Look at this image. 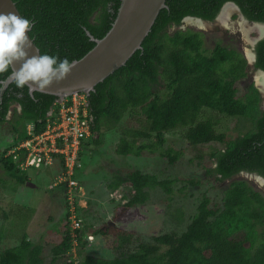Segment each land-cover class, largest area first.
Returning <instances> with one entry per match:
<instances>
[{
	"label": "trees",
	"instance_id": "trees-1",
	"mask_svg": "<svg viewBox=\"0 0 264 264\" xmlns=\"http://www.w3.org/2000/svg\"><path fill=\"white\" fill-rule=\"evenodd\" d=\"M13 1L21 15L33 21L31 37L40 53L58 54L70 60L81 58L94 47L95 41L88 32L102 38L109 31L121 3V0ZM226 2L239 5L247 18L264 22V0H166L168 7L161 9L142 48L99 82L88 96L92 137L101 132L102 124L116 125L127 115L134 116L141 124L140 129L125 131L117 146L119 155L140 157L158 151L174 164L182 151L172 147L163 150V147L165 133L179 127L186 128L185 138L194 147L212 142L223 144L210 153L212 160L205 165L204 177L205 182L216 188L229 181L221 189V203L205 192L181 233H160L146 241L137 236L133 239V233L124 231L117 235V244L112 245L118 255L99 258L83 254L88 240L86 234L107 231L103 228L90 231L92 224L85 222L88 209L77 203V217L82 223L72 229L67 201L65 228L61 241L51 248V264L61 260L64 264H264V195L247 180L236 178L243 173L264 178V96L253 82L248 85L246 94L239 96L238 82L246 77L249 67L242 54L220 45L207 51L200 32L181 28L182 20L188 16L215 21ZM253 69L264 71V39L256 45ZM8 75L0 74V87ZM58 101L59 97L53 94L39 91L29 94L27 86L18 88L13 81L3 92L0 127L12 137L0 151V168L19 184L29 181L25 170L20 168L25 152L20 151L18 160L6 154L30 137L27 122L34 124V134L46 129L48 120L57 111ZM15 103L20 104L21 109L15 108L9 117L10 107ZM204 108L251 120L253 130L225 140L224 134L217 133L215 120L201 119ZM138 139L150 142L137 145ZM87 144L90 141L82 145L79 153L81 167L75 169L74 175L77 179L83 169L82 150ZM196 157L201 159L202 155ZM58 161L54 164L57 175L65 169L64 160ZM32 167L40 169L42 166ZM177 181V178L160 180L156 174L134 169L117 174L108 187L111 192L122 186L129 191V195H124L127 200L123 209L126 210L146 203L150 190L156 187L171 193ZM181 181L184 184L180 192L189 184L203 183L198 177ZM65 185L61 183L62 189ZM175 212L174 216L181 223L182 210L176 208ZM1 240L0 234V243ZM134 241L133 248H129ZM43 249L41 243H35L24 233L18 245L0 250V264H44ZM72 254L75 257L72 258Z\"/></svg>",
	"mask_w": 264,
	"mask_h": 264
},
{
	"label": "rangeland",
	"instance_id": "rangeland-1",
	"mask_svg": "<svg viewBox=\"0 0 264 264\" xmlns=\"http://www.w3.org/2000/svg\"><path fill=\"white\" fill-rule=\"evenodd\" d=\"M229 17L222 19L226 26L225 30H221L217 21H202L201 25H198V22L185 20L181 28L200 32L207 51H211L217 43H221L229 48L242 49L247 53L249 49L245 40L251 36L254 38V31L246 33L243 23L240 22L239 26L233 18L226 21ZM252 62V59L248 60L249 65ZM246 72V77L238 82L239 96L246 94L251 82L259 85L256 79L258 71L249 66ZM15 108L18 109L17 105L13 104L9 117ZM204 109L201 119L211 117L215 120L217 133L224 134L225 140L253 130L251 120L230 117L209 108ZM27 125H29L28 122ZM140 127L141 124L131 115L124 116L116 125L102 124L101 132H97L93 137L99 142L90 138V144L82 150L83 169L78 176L79 186L73 189V193L70 189L68 191L67 187L62 189L61 183L53 184V179L57 176L55 165H45L40 169L34 167L26 169L29 181L34 186H29L27 183L19 184L8 172L0 168V234L2 238L0 250L18 245L23 234L26 233L29 239L43 245L44 264H51V248L61 241L62 231L65 228L64 213L67 201L70 204L69 211L73 207L76 216L75 203L88 209L85 222L92 224L93 229L91 228L90 231L96 228L107 231L105 234L93 233L92 235L90 232L86 234L88 240L85 241L83 254L99 258H113L118 255V251H114L112 245L117 244V235L124 231L133 233V239L137 236L146 241L160 233L172 231L181 233L186 229L205 192L211 195L214 201L221 203L223 195L221 189L229 181L220 183V187L216 188L205 182L204 177L205 165L212 160L210 153L222 148L223 144L212 142L194 147L185 138L186 128L179 127L165 133L166 142L163 147V150L172 147L174 150L182 151L180 158L174 164L160 156L158 151L154 154L145 153L140 157L119 155L116 150L120 139L125 136V131L140 129ZM11 137L12 135L5 128L0 127V151L5 148ZM148 142L150 140L138 139L137 145ZM196 155H202V158H197ZM134 169L156 174L160 180L177 178L178 181L173 185L174 189L171 193H167L162 187H156L150 190L149 200L146 203L124 210L125 200L122 195L130 194L129 191L123 190L122 186L111 195L108 184L117 174H126ZM196 177L202 179L203 183L196 186L189 184L190 186L187 185L181 192L179 191L184 184L182 179ZM236 178L247 180L255 190L261 191L264 195V183L255 175L239 174ZM213 185H215L214 181ZM176 208L183 212L184 217L181 223L173 214ZM90 234L93 237L90 238ZM135 243L136 241L129 248H133ZM73 251L75 254V249ZM74 254L72 258L75 257ZM55 264L64 263L61 260Z\"/></svg>",
	"mask_w": 264,
	"mask_h": 264
},
{
	"label": "water",
	"instance_id": "water-1",
	"mask_svg": "<svg viewBox=\"0 0 264 264\" xmlns=\"http://www.w3.org/2000/svg\"><path fill=\"white\" fill-rule=\"evenodd\" d=\"M231 4L232 2H226L222 6L221 11L224 13L226 7ZM166 7H168L166 0H121L116 18L109 31L102 38H95L88 32L91 39L95 41V45L85 55L75 60L77 62L76 66L67 78L52 83L44 90L34 91L53 94L61 100L74 92H85L89 95L95 90V86L99 82L122 67L136 50L142 48V43L151 31L158 14L161 9ZM9 11L21 15L13 0H0V12ZM190 19L202 22L200 18L190 16L184 18V20ZM31 39L33 47L30 50V54H41L39 47L34 43L32 37ZM257 71L262 76L263 82L259 85L256 84V87L259 89L261 95L264 96V71L260 69ZM11 82L12 80L9 79V75L1 81L0 100L2 99L3 92ZM15 105H17L19 110L21 109L20 104L15 103ZM12 106L10 107L9 114L11 113ZM243 174L255 175V177L264 183V178L260 175ZM27 184L34 186L30 181Z\"/></svg>",
	"mask_w": 264,
	"mask_h": 264
},
{
	"label": "built area",
	"instance_id": "built-area-1",
	"mask_svg": "<svg viewBox=\"0 0 264 264\" xmlns=\"http://www.w3.org/2000/svg\"><path fill=\"white\" fill-rule=\"evenodd\" d=\"M58 104L54 117L48 120L43 132L34 134V124L28 122L27 133L30 137L12 147L6 155L11 154L18 160L20 151L23 150L25 155L20 161V168L23 170L32 166H51L63 159L65 169L56 176L53 184L66 183L68 191L70 189L73 193L77 186L75 169L81 167L79 153L82 145L93 136L91 109L85 92H74L60 99ZM56 157L59 159L55 160ZM69 217L72 229L80 226V219L73 207Z\"/></svg>",
	"mask_w": 264,
	"mask_h": 264
},
{
	"label": "clouds",
	"instance_id": "clouds-1",
	"mask_svg": "<svg viewBox=\"0 0 264 264\" xmlns=\"http://www.w3.org/2000/svg\"><path fill=\"white\" fill-rule=\"evenodd\" d=\"M32 27L33 21L25 16L11 11L0 12V74L9 73V79L18 88L27 86L29 94L66 79L77 63L75 60L48 52L30 54L33 47ZM75 179L77 188L79 181ZM113 193L110 192L111 195ZM124 195L129 194H123V198ZM124 200L126 202L127 198Z\"/></svg>",
	"mask_w": 264,
	"mask_h": 264
},
{
	"label": "flooded vegetation",
	"instance_id": "flooded-vegetation-1",
	"mask_svg": "<svg viewBox=\"0 0 264 264\" xmlns=\"http://www.w3.org/2000/svg\"><path fill=\"white\" fill-rule=\"evenodd\" d=\"M230 9V17L228 18L229 20L232 18L235 19V23L238 24L240 26V22L243 23L244 25V30L246 33H248L249 31H254V38L248 37V39L246 38V44L248 45V52H243V50H239L237 48H229L228 46L222 45L221 43H217L216 45H220L222 47H227L228 49H235L237 50L240 54H242V56L248 61L249 59H252L253 62L251 65L253 68V63L256 60V45L262 40L264 39V22L261 21H256V20H251L249 18H247V16L244 14L243 10L241 9V7L239 5H237L235 2H232V4L229 6ZM223 17L226 18L225 16V12L223 13L222 11H220L218 17L215 19L214 22H218L219 26L221 28V30H225L226 26L225 23L223 22ZM228 19H226V21H229ZM184 19L182 20V24L184 23ZM190 21L192 22H196V20L194 21V19H190ZM205 21V20H202ZM205 22H209V21H205ZM231 22V21H230ZM229 22V25L231 24ZM196 24V23H194ZM199 25V23H197ZM240 32V31H239ZM250 38V39H249ZM250 40V41H249ZM215 45V46H216ZM249 64V63H248Z\"/></svg>",
	"mask_w": 264,
	"mask_h": 264
},
{
	"label": "bare ground",
	"instance_id": "bare-ground-1",
	"mask_svg": "<svg viewBox=\"0 0 264 264\" xmlns=\"http://www.w3.org/2000/svg\"><path fill=\"white\" fill-rule=\"evenodd\" d=\"M230 7L229 6H227L226 7V9H225V16H229V13H230ZM231 14V13H230ZM225 18V17H224ZM228 19V18H227ZM196 22H198L200 25H201V22L200 21H198V20H196ZM256 79H257V83L258 84H262V82H263V78H262V76L260 75V74H258L257 73V75H256Z\"/></svg>",
	"mask_w": 264,
	"mask_h": 264
}]
</instances>
